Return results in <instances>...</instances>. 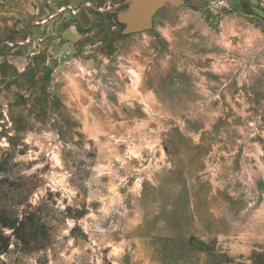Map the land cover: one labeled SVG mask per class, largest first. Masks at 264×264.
<instances>
[{
    "label": "rangeland",
    "instance_id": "374dc122",
    "mask_svg": "<svg viewBox=\"0 0 264 264\" xmlns=\"http://www.w3.org/2000/svg\"><path fill=\"white\" fill-rule=\"evenodd\" d=\"M226 1L0 0V264H264V15Z\"/></svg>",
    "mask_w": 264,
    "mask_h": 264
},
{
    "label": "water",
    "instance_id": "95a60500",
    "mask_svg": "<svg viewBox=\"0 0 264 264\" xmlns=\"http://www.w3.org/2000/svg\"><path fill=\"white\" fill-rule=\"evenodd\" d=\"M166 2L180 6L184 0H134V8L130 22L135 30L146 28L154 13Z\"/></svg>",
    "mask_w": 264,
    "mask_h": 264
},
{
    "label": "crops",
    "instance_id": "0c3cea01",
    "mask_svg": "<svg viewBox=\"0 0 264 264\" xmlns=\"http://www.w3.org/2000/svg\"><path fill=\"white\" fill-rule=\"evenodd\" d=\"M228 3L233 8L245 6L247 9H253L259 7L264 15V0H228Z\"/></svg>",
    "mask_w": 264,
    "mask_h": 264
},
{
    "label": "built area",
    "instance_id": "2783aa9c",
    "mask_svg": "<svg viewBox=\"0 0 264 264\" xmlns=\"http://www.w3.org/2000/svg\"><path fill=\"white\" fill-rule=\"evenodd\" d=\"M210 3L215 4L219 8L227 7V1L226 0H208Z\"/></svg>",
    "mask_w": 264,
    "mask_h": 264
},
{
    "label": "trees",
    "instance_id": "16d2710c",
    "mask_svg": "<svg viewBox=\"0 0 264 264\" xmlns=\"http://www.w3.org/2000/svg\"><path fill=\"white\" fill-rule=\"evenodd\" d=\"M12 225H13V224H7V223L5 224V223H4V224H3V227H10V228H13L14 226H12ZM16 229H18V228H16ZM16 229H15V227H14V229H13V232H14V233H16ZM14 233H13V234H14ZM4 238H5V245H7V244H8V238H9V237H4Z\"/></svg>",
    "mask_w": 264,
    "mask_h": 264
}]
</instances>
